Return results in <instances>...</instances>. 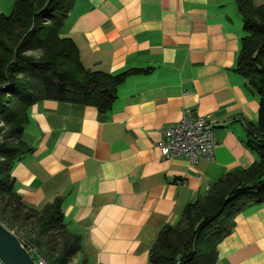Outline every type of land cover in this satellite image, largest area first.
<instances>
[{
	"label": "crops",
	"instance_id": "1",
	"mask_svg": "<svg viewBox=\"0 0 264 264\" xmlns=\"http://www.w3.org/2000/svg\"><path fill=\"white\" fill-rule=\"evenodd\" d=\"M14 2L0 0V14ZM60 35L88 69L148 71L128 75L105 112L53 99L30 106L22 140L31 151L12 165L15 191L38 210L62 198L63 221L81 236L77 264H149L164 225L258 158L246 139L259 99L234 71L242 17L234 0H75ZM185 108L214 124L213 158L194 166L153 146ZM214 264H264V202L235 217Z\"/></svg>",
	"mask_w": 264,
	"mask_h": 264
},
{
	"label": "trees",
	"instance_id": "2",
	"mask_svg": "<svg viewBox=\"0 0 264 264\" xmlns=\"http://www.w3.org/2000/svg\"><path fill=\"white\" fill-rule=\"evenodd\" d=\"M74 1L15 0L8 15L0 14V221L34 249L29 250L35 260L40 254L47 264H70L82 245L63 221L62 198L38 210L15 191L12 165L31 151L22 140L30 106L53 99L105 112L128 75L148 71L86 68L76 44L60 35ZM234 2L244 30L234 71L259 99L258 121L248 125L246 139L258 158L245 169L226 172L188 202L174 224L164 225L149 249V264H214L217 245L232 231L235 217L264 202V4Z\"/></svg>",
	"mask_w": 264,
	"mask_h": 264
},
{
	"label": "built area",
	"instance_id": "3",
	"mask_svg": "<svg viewBox=\"0 0 264 264\" xmlns=\"http://www.w3.org/2000/svg\"><path fill=\"white\" fill-rule=\"evenodd\" d=\"M153 146L159 150L162 158H185L194 166L201 158H213L216 146L214 124L194 109L185 108L178 122L160 130V138ZM29 249L34 251L33 248ZM36 261L47 264L40 254H37Z\"/></svg>",
	"mask_w": 264,
	"mask_h": 264
},
{
	"label": "water",
	"instance_id": "4",
	"mask_svg": "<svg viewBox=\"0 0 264 264\" xmlns=\"http://www.w3.org/2000/svg\"><path fill=\"white\" fill-rule=\"evenodd\" d=\"M0 262L2 264H38L20 237L0 221Z\"/></svg>",
	"mask_w": 264,
	"mask_h": 264
},
{
	"label": "rangeland",
	"instance_id": "5",
	"mask_svg": "<svg viewBox=\"0 0 264 264\" xmlns=\"http://www.w3.org/2000/svg\"><path fill=\"white\" fill-rule=\"evenodd\" d=\"M1 124V123H0ZM76 257H74L73 259H72V261L70 262V264H77L76 263V261L74 260Z\"/></svg>",
	"mask_w": 264,
	"mask_h": 264
}]
</instances>
